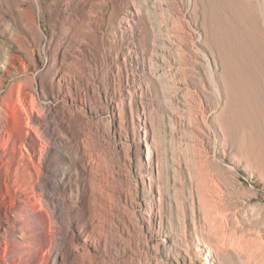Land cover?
Returning a JSON list of instances; mask_svg holds the SVG:
<instances>
[{
  "label": "rangeland",
  "instance_id": "obj_1",
  "mask_svg": "<svg viewBox=\"0 0 264 264\" xmlns=\"http://www.w3.org/2000/svg\"><path fill=\"white\" fill-rule=\"evenodd\" d=\"M151 1L0 0V264H167L162 241L146 245L158 203L146 176L169 158L188 164L172 194L197 190L219 260L263 263L264 0ZM157 27L181 60L203 50L218 92H190L188 143L157 138L148 152L124 80L138 66L130 42L150 54ZM149 88L159 132L161 85Z\"/></svg>",
  "mask_w": 264,
  "mask_h": 264
},
{
  "label": "bare ground",
  "instance_id": "obj_2",
  "mask_svg": "<svg viewBox=\"0 0 264 264\" xmlns=\"http://www.w3.org/2000/svg\"><path fill=\"white\" fill-rule=\"evenodd\" d=\"M150 5L161 8L163 2L152 0ZM127 25L131 28L129 22H127ZM183 52L185 51L183 50ZM183 52L180 45L175 44L174 36H170L167 32L164 33V30L160 28L156 30L150 54L146 55L143 50L139 49L138 45L136 46L134 41H131L127 48L128 55L138 60L136 69L131 68L125 76L124 84L128 87L127 101L129 104H137L135 98L139 95L140 105L135 106V114L138 120L140 117L142 118L139 121L144 135L143 144L148 152L151 148V142L157 138L169 139L170 142L182 141L188 143V140L183 136L190 125V119L187 118V99L190 92L193 91L198 95L210 91L218 92L215 86V77L203 50L199 48L193 50L191 60H181L182 55H184ZM183 61L186 62L183 63ZM225 70L227 69L225 68ZM188 73L198 77V87L192 89L193 87L189 85ZM140 77H144L145 81H141ZM150 79L161 85V99L164 105L159 116L162 124V129L159 132L155 131L152 126L153 123L148 121V112L151 105H144L141 101L142 95L145 96L149 92ZM125 100V96L120 95L121 106H123ZM219 121L224 138H229L233 126L232 122L225 119L224 116L222 119L220 117ZM203 123L206 130L209 131L208 125L204 121ZM77 152L80 153L78 147ZM222 153L226 154L225 150H222ZM235 156L234 161L242 162V157ZM165 163L166 165L161 166L157 162L155 171L148 172L146 176L149 184H154L158 199V203L148 204V216L157 223V231L146 237V245L157 248L159 242L162 241L167 255L171 256L167 260V264H223L218 258L217 243L210 239L211 237L209 238L213 220L207 211L203 209L197 190L194 188L186 189L181 200L172 194L180 183L179 175L184 174V179L190 181L192 174L188 164L179 163L172 158H169ZM73 166L86 173L85 165L80 164L77 160L73 161ZM237 186L238 184L235 182L230 183L232 190L237 189ZM163 189H166V193ZM189 238H196V242L189 241ZM260 245V247L257 246V249L264 253V245ZM78 251L82 252L84 248ZM86 251L88 250L86 249ZM61 254L56 255V259L61 260L63 258V255L60 256ZM198 258L202 261H198ZM214 258L217 261L213 260ZM261 264H264V261Z\"/></svg>",
  "mask_w": 264,
  "mask_h": 264
}]
</instances>
